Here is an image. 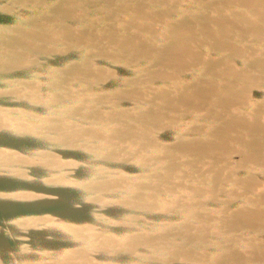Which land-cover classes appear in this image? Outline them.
Here are the masks:
<instances>
[{
  "label": "water",
  "instance_id": "95a60500",
  "mask_svg": "<svg viewBox=\"0 0 264 264\" xmlns=\"http://www.w3.org/2000/svg\"><path fill=\"white\" fill-rule=\"evenodd\" d=\"M0 264H264V0H0Z\"/></svg>",
  "mask_w": 264,
  "mask_h": 264
}]
</instances>
